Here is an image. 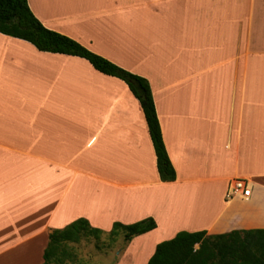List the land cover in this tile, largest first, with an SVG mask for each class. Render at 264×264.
Returning <instances> with one entry per match:
<instances>
[{
  "label": "crops",
  "instance_id": "0c3cea01",
  "mask_svg": "<svg viewBox=\"0 0 264 264\" xmlns=\"http://www.w3.org/2000/svg\"><path fill=\"white\" fill-rule=\"evenodd\" d=\"M49 29L148 79L176 180L139 100L85 58L0 32V260L42 264L53 229L152 217L120 264L179 231L264 228V0H28ZM249 197L226 196L232 178ZM140 243L135 245V243ZM1 263V264H2Z\"/></svg>",
  "mask_w": 264,
  "mask_h": 264
},
{
  "label": "trees",
  "instance_id": "16d2710c",
  "mask_svg": "<svg viewBox=\"0 0 264 264\" xmlns=\"http://www.w3.org/2000/svg\"><path fill=\"white\" fill-rule=\"evenodd\" d=\"M0 32L26 40L38 50L63 53L87 59L98 71L115 76L128 85L139 100L156 153L160 179L176 180V170L170 160L163 139L156 105L147 78L135 74L104 56H101L75 39L47 28L32 12L28 0H0ZM157 227L154 218L134 223L114 222L109 234L123 233L130 242L135 236ZM103 230L94 227L86 218H78L49 234L42 264L62 263L73 259L70 243L84 237H98ZM147 264H264V228L234 229L229 232L208 234L206 230L179 231L173 238L159 242Z\"/></svg>",
  "mask_w": 264,
  "mask_h": 264
},
{
  "label": "rangeland",
  "instance_id": "374dc122",
  "mask_svg": "<svg viewBox=\"0 0 264 264\" xmlns=\"http://www.w3.org/2000/svg\"><path fill=\"white\" fill-rule=\"evenodd\" d=\"M101 229L103 232L98 237L88 236L82 238L78 243H70L69 248L75 254L73 259H65L62 263L53 262L52 264H120V261L125 259V250L130 242L125 241L123 233L112 237L109 234V229ZM138 244L140 243H135V245ZM19 256L17 253L10 254L6 257L9 261L6 264L19 260ZM2 262H4V258L0 260V264ZM124 264L127 263L124 262ZM137 264H139V258Z\"/></svg>",
  "mask_w": 264,
  "mask_h": 264
},
{
  "label": "built area",
  "instance_id": "2783aa9c",
  "mask_svg": "<svg viewBox=\"0 0 264 264\" xmlns=\"http://www.w3.org/2000/svg\"><path fill=\"white\" fill-rule=\"evenodd\" d=\"M252 182L248 178L235 177L229 182L226 196L233 197H249L252 193Z\"/></svg>",
  "mask_w": 264,
  "mask_h": 264
}]
</instances>
